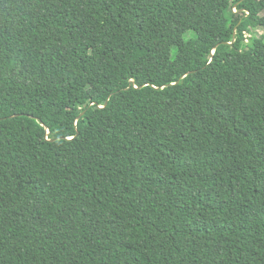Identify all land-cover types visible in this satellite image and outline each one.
<instances>
[{
    "label": "trees",
    "instance_id": "1",
    "mask_svg": "<svg viewBox=\"0 0 264 264\" xmlns=\"http://www.w3.org/2000/svg\"><path fill=\"white\" fill-rule=\"evenodd\" d=\"M260 52L264 0H0V264H264Z\"/></svg>",
    "mask_w": 264,
    "mask_h": 264
},
{
    "label": "rangeland",
    "instance_id": "2",
    "mask_svg": "<svg viewBox=\"0 0 264 264\" xmlns=\"http://www.w3.org/2000/svg\"><path fill=\"white\" fill-rule=\"evenodd\" d=\"M259 31L262 32V30H259ZM260 53L264 54L263 52H260ZM92 80H93V78H92Z\"/></svg>",
    "mask_w": 264,
    "mask_h": 264
}]
</instances>
